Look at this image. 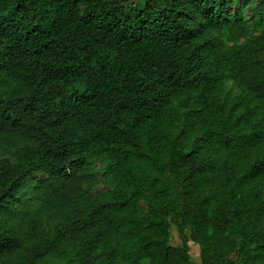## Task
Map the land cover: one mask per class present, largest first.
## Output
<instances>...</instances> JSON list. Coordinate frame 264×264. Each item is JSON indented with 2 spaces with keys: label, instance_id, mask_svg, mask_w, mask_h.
<instances>
[{
  "label": "trees",
  "instance_id": "obj_1",
  "mask_svg": "<svg viewBox=\"0 0 264 264\" xmlns=\"http://www.w3.org/2000/svg\"><path fill=\"white\" fill-rule=\"evenodd\" d=\"M0 264H264V0H0Z\"/></svg>",
  "mask_w": 264,
  "mask_h": 264
},
{
  "label": "rangeland",
  "instance_id": "obj_2",
  "mask_svg": "<svg viewBox=\"0 0 264 264\" xmlns=\"http://www.w3.org/2000/svg\"><path fill=\"white\" fill-rule=\"evenodd\" d=\"M246 15L250 16L249 8L246 9ZM2 160L6 161L7 158H3ZM94 167H95L96 177L99 180V184L95 188L92 189L91 193L97 194L98 192L110 191L109 186L105 183L104 178H103V171H104L105 165L101 163H96ZM177 242H178L177 234L175 233V231H173L172 243L176 244ZM189 245H190V254L194 262L198 263L199 262V247L192 243H190Z\"/></svg>",
  "mask_w": 264,
  "mask_h": 264
}]
</instances>
